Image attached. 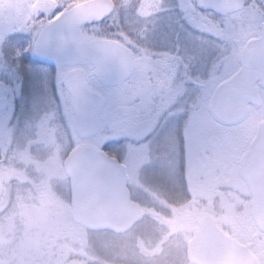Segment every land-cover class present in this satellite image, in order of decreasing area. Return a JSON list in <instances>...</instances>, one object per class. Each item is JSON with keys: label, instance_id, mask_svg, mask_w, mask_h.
<instances>
[{"label": "rangeland", "instance_id": "obj_1", "mask_svg": "<svg viewBox=\"0 0 264 264\" xmlns=\"http://www.w3.org/2000/svg\"><path fill=\"white\" fill-rule=\"evenodd\" d=\"M83 1L86 0H0V46H3L5 52H10L11 48L15 47L14 42L7 41L10 33L26 35L35 29L34 38L30 36L24 41L25 44L30 43L32 47L41 26L44 27L50 22L54 9L61 7L64 11ZM113 1L115 5L113 14L100 24L83 28V39L117 40L136 51L137 63L132 77L123 85L114 88L100 84L93 66L88 63L81 65L86 70L89 87L100 92L105 99L99 133L87 140L77 137L71 127L74 116L69 95L63 86L57 91L55 79L51 81L50 90L47 92L37 86L38 81L35 79L23 85L17 84L16 88L17 90L19 88V91L13 100L11 93L9 94L8 109L0 114V180L6 179L9 183H28L34 176L41 174L47 188L56 196L60 205L67 206L60 193L65 189L64 182L67 177L63 163L68 153L63 152L56 129L48 123L56 119L57 127L62 126L61 130L70 129L74 142L72 148L88 145L102 149L103 144V149H108L112 156L127 166L132 179L133 199L145 212L143 221L130 232L136 235L137 245L145 256L160 255L170 241H174L178 247L182 246L186 253L189 234L199 228L200 218L208 215L224 233L247 244L261 264H264V235L254 226L249 188L238 170L237 178L232 183L238 192L231 196L216 194L214 186L221 182L206 181L198 184L194 180L190 181L189 192L196 196L200 204L207 207L201 208L199 205L193 207L191 197L185 200L183 205L170 203L167 199H161L158 205H154L151 199L136 192L134 187H143L140 179L142 172L147 183L153 185L155 182L165 192L174 194L183 191L173 186L174 180L168 181L171 170L166 163L170 162L167 159L173 157V146L169 144L167 136L162 134L163 152L156 158L154 149L156 136H151L140 144L133 143V140L125 137L126 132L138 127L135 125L155 119L154 116L147 117L138 111L141 97L155 96L158 100L159 96L155 95L158 88L168 89L170 92V87L174 86L175 93L173 96L169 94L171 99L168 97L169 103H173L174 96L182 90L183 83L193 82L197 85L206 78V91L200 97L204 113L199 120L202 122L197 123L195 128L199 127L202 130L206 144L212 136L220 139L216 151V160L220 163L232 164L237 159L242 160L258 124L264 121V91L261 94L263 98L261 107H250L245 119L230 129L218 124L208 105L211 88L236 73L240 67L239 56L244 45L248 40L259 36L264 25V8L259 7L257 0L248 1L245 8L234 15L220 18L209 13L208 17L200 18L197 27L225 41L220 43L213 37L207 35L202 37V34L189 24L176 7L178 0ZM186 2L190 3V0ZM162 4L164 7H161ZM196 15L199 16V13ZM146 31L149 33L148 40L143 39ZM184 48L193 54L187 62L189 67L184 69L181 66L184 74L180 76L181 80L178 79L177 87L173 84L178 81L172 82L178 76L175 69L152 65L144 59V54H149L151 59L155 60L159 54L156 51L168 49L182 55ZM205 48H211L212 53L202 61L200 51ZM220 65L222 73L217 72ZM45 68L46 66L32 61L31 71L34 77L38 78ZM66 70L67 68H59L58 83L62 82ZM27 71L28 61L21 68V72ZM3 90L0 88V97H3ZM195 93V89L192 92L189 88L185 95L187 104L192 103ZM149 151L153 157L150 161ZM213 165L217 166V163ZM144 191L147 192V188ZM56 229L71 236H77L84 230L76 225L72 218L56 225Z\"/></svg>", "mask_w": 264, "mask_h": 264}, {"label": "water", "instance_id": "obj_2", "mask_svg": "<svg viewBox=\"0 0 264 264\" xmlns=\"http://www.w3.org/2000/svg\"><path fill=\"white\" fill-rule=\"evenodd\" d=\"M206 2L218 5L215 13L221 16L238 12L244 7V0ZM113 10L111 0H89L81 3L46 26L36 39L33 49L46 46L54 50L60 49L62 50L60 66H75L86 60L97 67L98 79L103 85H120L133 72L131 51L113 40H82L80 31L82 26L104 21ZM37 61L48 64L47 61L41 62L39 59ZM258 83L264 87V28L258 39L251 40L246 45L241 55V68L238 73L217 88L210 103L211 112L225 124L239 122L247 114L249 104H258ZM64 85L71 95L75 115L73 129L81 138L96 135L99 130L103 97L87 88L81 69L68 72L64 77ZM5 104L7 105L6 101L0 103V111L4 110ZM146 134L147 132H142L137 139L144 138ZM244 162L243 173L250 182L253 194L252 217L257 228L264 233V123L258 126ZM64 169L71 177L74 189L72 218L75 223L95 226L99 218L93 211V205L97 203L107 204L109 209L111 207L118 209L115 216L106 217L117 231L127 232L142 219L143 212L140 206L131 201L126 188L125 167L102 151L90 147H77L65 160ZM110 192L118 194L112 202L104 196ZM206 222L215 225L212 219L204 216L200 220V226ZM196 256L193 243L189 242L187 259L191 260ZM249 257L254 264H260L251 251Z\"/></svg>", "mask_w": 264, "mask_h": 264}, {"label": "clouds", "instance_id": "obj_3", "mask_svg": "<svg viewBox=\"0 0 264 264\" xmlns=\"http://www.w3.org/2000/svg\"><path fill=\"white\" fill-rule=\"evenodd\" d=\"M146 62L161 67L173 68L177 72L188 68L187 59L179 52L157 56L152 60L144 54ZM222 73V65L217 67ZM221 77H216L219 79ZM207 79L196 85V93L192 103L187 104L183 89L175 95L172 111L185 114L190 119L193 112L199 109L200 97L206 91ZM155 95L169 97L168 89H157ZM49 125L56 129L57 139L64 153H70L74 142L70 129L57 127L58 121L52 119ZM149 151V161L152 159ZM237 170L243 174L245 162L236 160ZM143 187L135 188L158 205L159 200L167 199L170 203L183 205L191 197L193 207L200 204L191 192L178 191L170 194L159 187L147 183L140 172ZM65 189L60 195L66 200L67 206L60 205L56 196L47 188L42 175L37 174L28 183H9L0 180V264H188L184 248L170 241L160 255L147 257L137 245V237L132 232L117 231L106 220L109 206L103 203L93 205V211L99 218L95 224L84 225V230L77 236L62 233L56 225L73 216L74 189L71 177L65 179ZM147 188V192L144 189ZM154 194V195H153Z\"/></svg>", "mask_w": 264, "mask_h": 264}, {"label": "snow or ice", "instance_id": "obj_4", "mask_svg": "<svg viewBox=\"0 0 264 264\" xmlns=\"http://www.w3.org/2000/svg\"><path fill=\"white\" fill-rule=\"evenodd\" d=\"M259 7L264 8V0H257ZM161 7H164L162 4ZM176 7L184 18L194 26L201 34L202 37L207 35L213 37V33L205 32L202 28L197 27V22L200 18L208 17L209 12L215 13L218 10V5L206 2V0H178ZM62 8L57 7L53 10L51 19L60 17ZM191 13V15H189ZM199 13V16L196 14ZM206 22V21H205ZM43 25L41 31H43ZM154 31V29H153ZM151 32V34L153 33ZM36 32L35 29L32 32L22 35L18 32H12L7 36V41L14 42L15 47L11 48L10 52H5L3 46H0V88L3 90V103L8 99L11 93L12 100L15 98L17 91L16 85H23L25 82H31L33 79L38 81V87L47 92L50 90L51 81L55 79L56 89L59 91L63 86L62 82H57L62 50H54L50 46L44 48L33 49L29 44H25L24 41ZM149 33L146 31L143 39L148 40ZM220 43H225L220 37H213ZM27 49V50H25ZM212 53L211 48H205L200 51L201 60L204 61L206 57ZM39 59L41 62L47 61L48 67L45 68L43 73L37 78L31 71L32 61ZM28 61L27 73L21 72V68L24 63ZM52 65H55L53 68ZM206 66V65H205ZM11 100V102H12ZM133 102H135L133 100ZM4 110H7V105H4ZM138 111L142 114H146L147 117H155V123L165 116L176 115L172 111V105L169 103V99L165 95H160L157 100L155 96L141 97ZM140 118V117H138ZM10 118L8 123L10 124ZM103 149V144L101 145ZM116 192L105 193L104 196L110 201H114L117 197ZM118 213V209L111 207L109 216H115ZM189 240L193 243V247L197 252V256L191 260H188V264H254L249 257L251 248H246L239 244L237 241L227 238L222 232L211 222H206L198 229H195L189 234Z\"/></svg>", "mask_w": 264, "mask_h": 264}, {"label": "flooded vegetation", "instance_id": "obj_5", "mask_svg": "<svg viewBox=\"0 0 264 264\" xmlns=\"http://www.w3.org/2000/svg\"><path fill=\"white\" fill-rule=\"evenodd\" d=\"M158 52V56H164L169 54H175L176 51L173 49L168 50H160L156 51ZM135 57V67L137 63V54L136 51L133 52ZM193 54V53H191ZM189 51H187L186 48L183 49L182 56H185L186 63L189 61L190 55ZM195 55V54H194ZM155 57V56H154ZM192 57V55H191ZM198 61L196 62V64ZM189 67V66H188ZM176 71V70H175ZM178 76L172 80V82L178 81V79L181 80V75L184 74V71L181 70L179 72H175ZM182 79L184 77L182 76ZM179 83L176 82L173 85H176ZM223 83L220 82L217 86H214L211 88V98L213 97L216 88ZM187 87L188 91L189 88L193 92L197 91L196 84L193 82H187L183 83V87ZM259 87V95H260V104L258 107H261L263 104V98L261 96L262 91H264V88ZM171 91L169 92L170 96H173L174 92V86L170 87ZM187 91V92H188ZM177 94V93H176ZM175 94V95H176ZM186 95V94H185ZM175 98V96H174ZM210 98V100H211ZM171 99V97H169ZM209 100V101H210ZM171 103V102H170ZM201 105V103H200ZM209 107V105H208ZM204 113V109L202 105L193 112L190 119H186L185 114H176L174 116H165L159 120L158 123H155V119L150 122H143L140 123L138 126L134 129H130V131L126 132L125 137L128 140H133L134 137H136L141 131L147 130L149 131V136L147 139L151 136H156V141L154 144V149L156 152V158H159L160 156L158 154H161L163 152L162 146H161V136H167L169 144L173 146V157L170 159H167L168 163L166 165L169 166L171 172H170V178L168 181H173V186L175 188H178L179 190H183V192H186L190 190V181L194 180L195 183L203 184L206 181H209V183H215L216 181L221 182V184L214 186L216 187V194L221 196H231L233 194H237L238 190L233 185V180L237 178V165L236 163H228L225 162L224 164L220 163L218 160H216V151L219 148L220 139L212 136L208 139L207 144L205 140V136L202 132V130L197 127L195 128L197 123H201L202 121H199L202 114ZM215 118V117H214ZM216 119V118H215ZM163 120V121H162ZM218 124L223 126L225 129H230L236 125H225L218 121ZM148 124L151 126L148 128ZM146 139V140H147ZM145 141V140H144ZM142 141V142H144ZM133 143L140 144L142 142H135ZM172 149V147H170ZM104 151L111 155V152H108V149H104ZM247 153H244V157ZM243 157V159H244ZM117 158V157H116ZM242 159V160H243ZM214 163H217L216 165H213ZM157 164H160L157 162ZM146 176H143L145 179ZM243 177V175H242ZM243 179L246 182V185L249 188V184L247 183L246 179L243 177ZM131 175L128 173V183L127 186L132 193V187H131ZM154 186H157V183L154 182ZM250 192V188H249ZM251 196V194H250Z\"/></svg>", "mask_w": 264, "mask_h": 264}]
</instances>
